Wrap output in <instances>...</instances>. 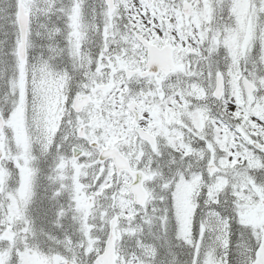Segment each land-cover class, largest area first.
<instances>
[{"label":"snow or ice","instance_id":"obj_1","mask_svg":"<svg viewBox=\"0 0 264 264\" xmlns=\"http://www.w3.org/2000/svg\"><path fill=\"white\" fill-rule=\"evenodd\" d=\"M0 264H264V0H0Z\"/></svg>","mask_w":264,"mask_h":264}]
</instances>
